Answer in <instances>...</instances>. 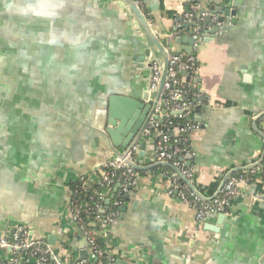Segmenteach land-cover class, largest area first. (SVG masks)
<instances>
[{"label": "crops", "instance_id": "crops-1", "mask_svg": "<svg viewBox=\"0 0 264 264\" xmlns=\"http://www.w3.org/2000/svg\"><path fill=\"white\" fill-rule=\"evenodd\" d=\"M102 1L89 0L101 31L112 43L108 59L112 73L103 91L112 88L142 98L146 77L131 73L137 54L149 51L148 58L159 54L155 42L119 1ZM144 2L158 40L170 39L173 51L183 55L190 46V32L198 27L180 26L195 13L214 7L235 10L225 18L230 24L227 31L193 47L200 68L199 104L193 114L199 127L190 133L187 162L197 188L211 196L230 170L264 160V114L254 119L264 112V0ZM187 13L192 15L185 22ZM97 108L90 111L97 113L92 123L98 122L105 131L109 116L103 114L104 107ZM39 114L25 120L23 135L4 136L0 130V237H10L15 224H26L74 264L81 253L89 251V244L70 216L68 188L95 159L114 156L115 147L109 135L98 131L96 137L94 130L87 131L90 127L81 123L76 125L83 131L79 136L82 147H73L65 134L51 136V114ZM91 117L82 121L87 123ZM140 153L138 162L149 165L155 140H148ZM144 171L122 199L119 223L102 235L115 264L119 260L124 264H264V178L240 185L230 215H211L198 225L195 208L169 194L167 173L160 167ZM119 190V184L111 189L109 203ZM11 256L10 248H0V262Z\"/></svg>", "mask_w": 264, "mask_h": 264}, {"label": "water", "instance_id": "water-1", "mask_svg": "<svg viewBox=\"0 0 264 264\" xmlns=\"http://www.w3.org/2000/svg\"><path fill=\"white\" fill-rule=\"evenodd\" d=\"M98 1L103 3L102 0ZM117 1L126 8L148 37L154 40L160 54L148 58L150 52L147 51L145 55L140 53L135 57L131 76L142 73L146 77L142 98H135L124 91H114L112 88L103 91L112 73L108 62L112 43L101 31L97 14L89 0H0V130H4V136H10L12 133L23 135L26 131L25 120L32 119L33 115L39 113L45 116V112L46 115L51 114V136L65 137V134L72 140L73 147L78 148L83 143V139H79L80 133L83 132L82 128L79 129V123L90 127L87 131L94 130L96 137L99 135L98 131H102L111 138L115 147L114 156L95 159L86 173H79L78 177L88 175L112 160L122 159L137 170L167 166L185 180L180 169L170 162L153 161L149 165H140L126 156L127 150L137 143L141 152L146 148L147 142L142 135L155 107V102L149 100V96L158 98L161 93L166 78L168 52L136 2ZM209 11L201 8L190 21L180 26H197L199 32L196 38L194 35L197 31L190 32V46L185 48L184 61L194 55V46L211 41L217 38L218 34L227 31L230 24L225 18L235 14V10L229 7H214ZM179 19L183 20V17ZM229 21L231 22L230 19ZM235 21L233 20V23ZM205 25L209 28H205ZM182 39L186 40L178 38L177 41ZM154 61L160 64L163 78L158 91L151 93L149 84ZM95 91H98V96ZM30 105H35L36 108L32 109ZM95 107H98V110L103 107L107 110L103 111L105 117L109 116V126L105 131L104 126L98 122L92 123V120L97 119V113H91ZM263 114L264 112L254 117L255 121ZM90 117L91 120L87 123L82 121L83 118ZM123 134L126 138H123ZM190 157L189 154L187 158ZM262 161L263 158L230 170L212 196L204 195L193 183H190V186L200 197L211 200L221 192L223 185L234 172L252 168ZM67 195L70 206L69 188ZM106 204H109V200ZM218 215L227 216L224 212ZM31 234L40 239L32 229ZM87 255L88 252L81 253L80 258ZM119 264L124 262L119 260Z\"/></svg>", "mask_w": 264, "mask_h": 264}, {"label": "built area", "instance_id": "built-area-1", "mask_svg": "<svg viewBox=\"0 0 264 264\" xmlns=\"http://www.w3.org/2000/svg\"><path fill=\"white\" fill-rule=\"evenodd\" d=\"M134 1L148 22L152 23L151 13L146 9L144 0ZM191 15L187 13L184 21L189 20ZM214 18L216 19V15ZM198 34L197 31L194 37L196 38ZM169 40L167 38L160 40L168 52L166 78L159 97L149 96V100L155 102V107L142 137L146 142L150 139L155 140L152 162H170L185 176L184 180L175 170L166 172L171 181L168 192L195 208L196 222L200 225L211 215L232 213L233 202L241 193L240 185L248 184L256 177L264 178V160L257 166L241 170L239 174L233 173L223 185L221 192L211 200L203 199L191 188L190 183L195 184L194 170L187 162V156L191 152L190 133L199 127L193 114L199 104L200 95L197 90L200 68L195 55H190L184 61L183 54L174 52ZM162 78L161 66L154 61L149 92L158 91ZM191 89H194L195 93L190 98ZM140 152L137 143L127 150L126 156L140 164L138 162ZM140 179L139 170L122 159L112 160L88 175L77 177L80 189L92 192L93 195L90 197L91 202L74 203L71 200L70 203V216L89 244L88 255L79 258L74 264H115L108 256L105 245H101L98 240L102 239L105 230L119 223L120 211L117 208L122 203V197L130 192ZM116 184L120 185V190L110 207L106 200ZM0 248H10L12 251L11 258L0 264H70L45 240L35 238L31 234V228L26 224H15L10 237L1 236Z\"/></svg>", "mask_w": 264, "mask_h": 264}, {"label": "trees", "instance_id": "trees-1", "mask_svg": "<svg viewBox=\"0 0 264 264\" xmlns=\"http://www.w3.org/2000/svg\"><path fill=\"white\" fill-rule=\"evenodd\" d=\"M195 91L194 89H191L190 90V94H189V97L191 98L192 97V94H194ZM178 123V122H177ZM263 164H264V161H263ZM161 170L165 171V172H174V170L170 167H167V166H161L160 167ZM139 172L141 174L145 173L144 170H139ZM241 173V171H238L236 172V174H239ZM70 190H71V200L75 203V202H79V203H84V202H91L90 201V197L93 195L92 192H87V191H82L80 189V185L78 184L77 181H73L70 183ZM125 196L122 197V199H124ZM108 206H112V203H109ZM119 210V207L117 208ZM94 215V214H92ZM99 243L101 245L104 246V243H103V240L102 239H99L98 240Z\"/></svg>", "mask_w": 264, "mask_h": 264}]
</instances>
